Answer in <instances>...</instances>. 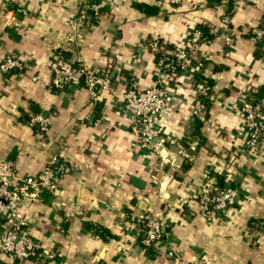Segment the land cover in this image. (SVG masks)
Returning a JSON list of instances; mask_svg holds the SVG:
<instances>
[{
  "label": "crops",
  "instance_id": "1",
  "mask_svg": "<svg viewBox=\"0 0 264 264\" xmlns=\"http://www.w3.org/2000/svg\"><path fill=\"white\" fill-rule=\"evenodd\" d=\"M82 1L0 0V62L11 55L25 67L0 75V160L22 177H38L55 162L69 168L45 188L49 200L40 192L21 201L33 240L55 255L22 264H175L169 249L189 264H264V148H246L239 111L249 91L264 104V41L247 35L264 27V0H101L100 15L73 33ZM198 28L209 35L199 59L212 85L201 115L194 106L202 78L162 69ZM62 49L106 73L111 90L93 100L85 88H56L53 53ZM157 80L168 94L159 121L163 153L139 144L117 103L130 85L149 89ZM35 111L52 117L44 137L26 122ZM207 173L243 195L210 220L197 202ZM143 214L166 223L171 241L144 248L135 223ZM0 264L16 263L0 256Z\"/></svg>",
  "mask_w": 264,
  "mask_h": 264
},
{
  "label": "built area",
  "instance_id": "2",
  "mask_svg": "<svg viewBox=\"0 0 264 264\" xmlns=\"http://www.w3.org/2000/svg\"><path fill=\"white\" fill-rule=\"evenodd\" d=\"M213 4L223 3L226 0H209ZM181 0H170L172 5L180 4ZM104 8L101 0H83L76 22L72 26L75 33L80 24L86 23L91 16H99ZM249 39L259 45L264 41V28H250L247 32ZM70 39V38H69ZM207 41L202 31L195 30L187 40L186 48H177L163 59L162 69L172 73H190L195 79H200L201 89L194 106V114L206 112L203 99L209 98L210 87L204 80L205 64L199 59L201 45ZM225 44L230 47L232 38H226ZM153 52H158V42L150 44ZM25 70L23 63L15 56H6L0 62V75H21ZM53 84L56 88H85L93 100L111 90L109 76L89 69L82 59H68L63 49L53 53L52 66ZM115 96L114 93H112ZM256 91H249L245 99L239 104V111L243 118V129L246 133V148L251 151L264 148V104L257 103ZM116 98V97H114ZM118 108L129 117L139 144L145 149L154 152H167L159 121L167 113L168 94L157 80L149 89H141L132 84L122 95ZM51 115L44 112L29 116L27 124L37 134L46 136L51 128ZM176 146V141H169ZM182 155V154H181ZM192 160L191 157L188 158ZM69 173L66 165L58 162L50 164L38 177H22L17 174L12 165L0 160V256H4L16 264L42 258L52 260L55 255L45 252L41 245L33 240L28 224L20 213V204L23 198L35 199L42 189L53 187L55 176ZM205 191L197 198L201 213L210 220L214 214L225 212L239 206L242 202V192L231 184L222 186L213 184L209 174L205 175ZM139 234H144L142 242L144 248L152 249L162 241L170 240V232L166 223L149 215H140L135 218ZM171 241V240H170ZM167 256L175 264H189L183 260L174 249L167 251Z\"/></svg>",
  "mask_w": 264,
  "mask_h": 264
},
{
  "label": "trees",
  "instance_id": "3",
  "mask_svg": "<svg viewBox=\"0 0 264 264\" xmlns=\"http://www.w3.org/2000/svg\"><path fill=\"white\" fill-rule=\"evenodd\" d=\"M262 28H264V27H262ZM198 30L202 31L203 35H204L206 38H209V35H208L207 31H206L204 28H198ZM208 85H209V87H210V91H212V85H211V83L208 82ZM210 102H211V101H210L209 98L203 99V103H204V105H205L206 111L209 109ZM39 112H40V111H38V112L35 111V113H33V114H37V113H39ZM28 121H29V117L26 119V122H28ZM34 132L37 134V128H34ZM41 193H42V195L45 196L46 201L49 200V198H50L51 196L53 197V194L50 193V192H48V191H46L45 189H42V190H41ZM33 260L38 261V262H42V261H43L42 258H36V259H33Z\"/></svg>",
  "mask_w": 264,
  "mask_h": 264
}]
</instances>
